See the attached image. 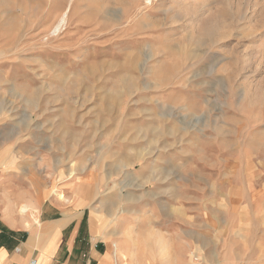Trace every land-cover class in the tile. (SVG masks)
<instances>
[{"label":"rangeland","instance_id":"rangeland-1","mask_svg":"<svg viewBox=\"0 0 264 264\" xmlns=\"http://www.w3.org/2000/svg\"><path fill=\"white\" fill-rule=\"evenodd\" d=\"M0 145L119 259L264 264V0H0Z\"/></svg>","mask_w":264,"mask_h":264},{"label":"crops","instance_id":"crops-1","mask_svg":"<svg viewBox=\"0 0 264 264\" xmlns=\"http://www.w3.org/2000/svg\"><path fill=\"white\" fill-rule=\"evenodd\" d=\"M185 226L180 232H192ZM102 232L99 224L94 227L86 217L81 201L74 200L72 206L62 204L45 188L43 169L5 159L0 145V264H121L116 256L119 243L111 233ZM190 245L186 241L184 252ZM222 257L218 252L213 260L206 258L205 264H226ZM234 264L253 261L243 258L240 249Z\"/></svg>","mask_w":264,"mask_h":264},{"label":"bare ground","instance_id":"bare-ground-1","mask_svg":"<svg viewBox=\"0 0 264 264\" xmlns=\"http://www.w3.org/2000/svg\"><path fill=\"white\" fill-rule=\"evenodd\" d=\"M69 11H70V7L65 8L62 13L58 16L57 20L55 21V23L53 24V30L52 32H58L60 31L63 26H65V24L67 23L68 17H69ZM24 210L29 211V207H24ZM94 240H96V238H94ZM120 259H121V264H133L131 261L127 262V257L123 254L120 255ZM226 262V261H225ZM229 264H234V261H229Z\"/></svg>","mask_w":264,"mask_h":264}]
</instances>
